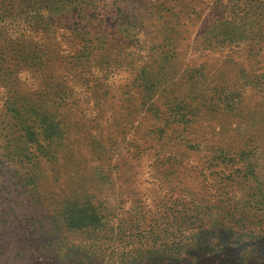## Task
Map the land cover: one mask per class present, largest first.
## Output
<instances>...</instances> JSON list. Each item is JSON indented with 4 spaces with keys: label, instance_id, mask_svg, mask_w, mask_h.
Instances as JSON below:
<instances>
[{
    "label": "rangeland",
    "instance_id": "rangeland-1",
    "mask_svg": "<svg viewBox=\"0 0 264 264\" xmlns=\"http://www.w3.org/2000/svg\"><path fill=\"white\" fill-rule=\"evenodd\" d=\"M177 2L109 0L105 49L91 61H70L78 47L68 33L55 40L67 23L56 15L24 12L21 0L2 8L0 264H264V236H242L264 233L252 226L264 213L249 211L264 206V13L204 43L223 8L205 0L182 15ZM175 100L190 107L187 129L170 121ZM189 187L214 211L199 232L207 226L217 250L176 233L161 248L156 230L153 249L127 252L129 215L144 216L143 232L152 219L169 229Z\"/></svg>",
    "mask_w": 264,
    "mask_h": 264
},
{
    "label": "trees",
    "instance_id": "trees-1",
    "mask_svg": "<svg viewBox=\"0 0 264 264\" xmlns=\"http://www.w3.org/2000/svg\"><path fill=\"white\" fill-rule=\"evenodd\" d=\"M11 0H0V11L4 6H6L8 3H10ZM15 1V0H14ZM22 1V10L24 12H28L30 14L39 15H56L59 21H66L67 23H63L60 25L62 34H59L61 36H54L56 41H65L63 36L67 34L65 37L70 38L69 43L72 45H76L78 49L76 50V53L71 55L70 61H91L93 59V56L96 55V53L103 52L106 45V40L104 38L105 35L108 36L106 33V28L108 21L112 19V6L109 4V0H21ZM178 4L183 7L184 13L182 15H185L187 13H191L192 15H197L198 8L200 6H203L205 0H177ZM114 2V1H113ZM216 8L220 9L223 8L221 11V14L218 15L215 19H213V24L211 25V28L209 31L205 32L203 42L210 41L208 38L210 35H212L213 31L219 27L221 24H227L228 25H236L237 23H240L246 19L253 18L255 22L259 23V17L264 13V0H216ZM201 9V8H200ZM119 12V11H118ZM189 14V15H191ZM188 15V16H189ZM113 20V19H112ZM211 21V22H212ZM50 27L45 32L47 39H54L51 36L52 34H57L53 29L52 25H49ZM116 26V24L113 21L112 28ZM259 26H261L259 24ZM206 30V29H204ZM107 47V46H106ZM35 50L37 52L39 49L36 48L34 45ZM29 56L27 60L33 61L35 57ZM192 72V71H191ZM189 74L186 75L187 79L191 82L196 81L198 75L196 74ZM222 92H218L217 94L220 95ZM222 104L227 102L226 100L222 99ZM189 106H187L183 101L175 100L173 101V107L169 108L170 113H168L169 117L171 118L170 121L174 123V127H182L183 129H187V127L192 124V120L188 118L187 111L189 110ZM162 133V131H160ZM221 154H223L222 161L225 166L230 162V159L227 158L231 151H220ZM246 154H252L253 152L250 151ZM226 159V162H225ZM178 164H174L177 168V165H180L182 163L181 160H176ZM169 163H172L170 160ZM173 164V163H172ZM208 167L205 168H197L195 165H191L189 167V173H195L197 177L200 176H206V170ZM211 169V167L209 168ZM179 175V174H177ZM169 176V175H168ZM178 184V182H176ZM193 186V185H192ZM191 186V187H192ZM189 187L185 191V197L187 198V202L183 203V198L181 199L180 203L178 202V198L174 199L173 205H171L172 208H176L175 215H174V221L173 224H170V227L168 229V226H166L164 229H158L159 226L156 224L155 220H150V223L146 227L147 229L143 232L141 231V224L138 222L144 221V216L142 215L137 216L136 214H131L129 217L131 218V222H134L132 225L134 230H137L136 235H133V239L130 240V238L127 240V246L130 247V249H127V252H129L134 246L130 245L133 244H139V247H134L138 253H142L144 251H149L154 248L153 244L150 242L156 238V230H159V233L162 234L165 243L158 244L157 246L164 248L169 247L170 244L174 243L172 239H175L176 235L173 233L178 234L179 236L186 237L188 239L185 244L188 246L192 245L194 243H201L210 247V249L215 252L217 250L212 245H209V234L207 226L204 227V232L206 233L205 236L200 235V227L203 224H208L206 222L205 216H208V213H214V211L209 210L207 207H205L201 201L194 200L193 196L197 194V191L191 189L192 191H189L191 188ZM176 190V189H175ZM187 195V197H186ZM189 197V198H188ZM178 202V203H177ZM165 204V203H164ZM163 204V205H164ZM189 204V205H188ZM165 206V205H164ZM166 207V206H165ZM167 209V208H166ZM204 211H200V210ZM169 210V209H167ZM194 212L192 214V217L186 218V215H188L189 211ZM197 210H199L201 213H197ZM196 211V212H195ZM249 211L252 215L259 217L261 214L264 213V206L261 204L260 206H253L250 207ZM194 217V218H193ZM186 224V225H184ZM264 224V220H255L253 222V227H258ZM184 225V226H183ZM68 229H77L78 225L76 223H71L67 225ZM260 228V227H259ZM264 228V227H263ZM140 230V232H139ZM186 232V233H183ZM237 233V232H236ZM232 233V234H236ZM182 234H188L189 236H184ZM221 234H223L225 237H227V241L231 240L232 238L227 236V233H223L221 231ZM252 236V237H260L264 236L263 232H257L255 233L252 231L251 233H242V236ZM153 237L152 240H149V238ZM261 238V237H260ZM135 240L137 242H135ZM132 246V247H131ZM144 246V247H143ZM207 247V249H208ZM141 250H140V249ZM208 249V252L211 253V250ZM142 255H145L142 253ZM189 261H195L196 256H190Z\"/></svg>",
    "mask_w": 264,
    "mask_h": 264
}]
</instances>
